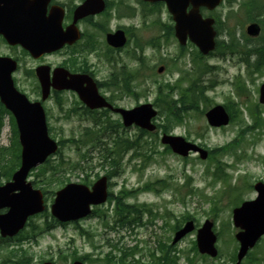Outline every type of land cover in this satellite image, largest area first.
Returning a JSON list of instances; mask_svg holds the SVG:
<instances>
[{
	"label": "rangeland",
	"instance_id": "1",
	"mask_svg": "<svg viewBox=\"0 0 264 264\" xmlns=\"http://www.w3.org/2000/svg\"><path fill=\"white\" fill-rule=\"evenodd\" d=\"M201 12L215 18V40L233 42V50L221 54L214 48L200 56L192 43L181 47L172 30L166 32L164 26H172L173 22L163 3L108 0L106 13L96 20L103 25L96 38L101 59L88 57L89 66L99 81L109 83L100 92L108 98L112 95L110 100L115 105L131 108L140 103L153 104L158 127L154 133L140 132L135 126H122L120 117L110 111L85 113L72 91H59L45 100L42 104L49 136L63 143L48 160L56 170L48 166L42 175V170L35 168L28 180L45 192L46 209L32 216L14 237L0 236V264H42L46 260L71 264L73 258L81 256L85 264H121L120 260L123 264H153V259L161 255L160 247L170 250L175 264L235 263L238 242L234 234L238 229L233 226L232 208L243 200L254 199L253 184L264 182V105L258 103L264 61L259 71H246V65L253 68L256 60L249 48L259 49L264 42V0H225L214 10ZM252 19L262 21V31L256 37L245 31ZM117 27L126 29L131 41L112 51L104 35ZM136 43L145 49L143 62L134 58ZM0 49L18 62L13 73L17 88L31 100H38L40 92L32 72L37 61L20 47L8 50L0 45ZM65 58L69 59L62 52L45 60L58 65ZM74 59L77 68L86 57L76 55ZM159 65L164 66L161 73L156 71ZM203 65L206 67L201 70ZM135 68L139 71L135 72ZM196 70L199 80L188 83ZM183 72L188 74L184 80ZM237 76L246 83V89L241 87L242 96L235 91L233 82ZM201 90L207 103L198 96ZM178 97L179 103L175 100ZM157 102L164 110L181 116L180 121L171 123L168 133L206 150L205 159L197 152L181 157L165 148L160 142V126L165 124L166 115L160 113ZM215 104L226 105L232 112L226 126L212 127L207 123L204 112ZM251 108L261 112V116L257 115L260 123L248 128L252 123ZM127 136L139 138L123 153L122 140ZM19 148L14 120L0 111V184L8 180L3 172L17 162ZM60 159L65 163L58 166ZM217 168L223 175L215 173ZM101 175L109 178L110 195L105 203L77 222L60 224L53 219L49 206L58 188L67 182L92 184ZM124 204L134 212L125 215ZM121 217L132 223L122 225L118 221ZM188 219L193 220L195 229L170 244L174 230ZM205 219L213 222L217 235L215 257L194 249L196 229ZM240 264H264V235Z\"/></svg>",
	"mask_w": 264,
	"mask_h": 264
},
{
	"label": "water",
	"instance_id": "2",
	"mask_svg": "<svg viewBox=\"0 0 264 264\" xmlns=\"http://www.w3.org/2000/svg\"><path fill=\"white\" fill-rule=\"evenodd\" d=\"M0 12L4 22L0 23V33L11 45H20L33 57L58 49L64 42H73L77 33L69 30L63 35L55 30L53 14L45 16V1L34 0H1ZM164 1L175 22V36L181 44L187 37L197 45L199 50L206 54L214 48V35L210 17L203 18L199 12L201 6L213 9L221 0H144ZM191 5L187 11L188 6ZM104 9L103 0H85L74 12V20L88 14L97 13ZM59 26V20H56ZM250 35H257L259 27L253 23L247 26ZM107 43L113 47H122L126 37L122 30L106 35ZM17 62L6 56H0V102L14 115L17 128L20 151V166L12 174L11 180L0 185V209L7 208L0 213V235L13 236L24 225L27 218L44 210L43 196L40 190L34 189L31 182L26 181L27 174L32 167L45 161L48 155L57 150V142L48 135L44 109L40 101H29L25 94L18 91L13 83L12 73ZM160 66L158 71L161 72ZM41 85L42 100L49 94V88L57 90L71 89L77 93L80 100L90 109L108 107L119 113L125 126L136 124L140 128L153 131L155 125L151 118L156 110L150 103H143L131 109L112 108L106 99L98 93L92 78L84 73H70L63 68H56L52 78L49 77V68L40 65L35 69ZM259 101L264 103V83L259 88ZM211 126L225 125L228 114L221 105H215L205 113ZM161 142L181 156L189 151H199L200 157L205 158L206 152L194 144L186 142L180 136L163 134ZM254 189L257 196L254 200L243 201L233 209V223L240 230L235 234L239 241L237 261L239 264L249 248L264 234V184L256 182ZM107 197L106 177L98 178L91 189L83 184L68 183L55 193L50 206L51 214L60 222L77 220L90 213V206L100 204ZM212 222L207 219L197 229L196 243L200 253L216 256V235L212 230ZM194 228L191 220L175 232L172 242L175 243ZM43 264H51L44 262ZM72 264H83L75 260Z\"/></svg>",
	"mask_w": 264,
	"mask_h": 264
},
{
	"label": "flooded vegetation",
	"instance_id": "3",
	"mask_svg": "<svg viewBox=\"0 0 264 264\" xmlns=\"http://www.w3.org/2000/svg\"><path fill=\"white\" fill-rule=\"evenodd\" d=\"M37 1V0H34ZM45 1V0H39ZM85 0H47L46 7H45V16L49 17L50 15H54V24H55V30L63 35L65 32L71 30L73 33H77L78 37L75 41L69 43L64 42L61 44V46L58 49H55L51 52L44 53L43 55L39 56L38 58H33V60L37 61L35 67L32 69V72L35 75V68L40 65H46L49 66V74L50 78L52 77V72L56 67H63L65 70H68L70 73H87L91 75V77L95 80V83L98 87V90L100 92V89H106V87H109V83H102L97 79V76L95 75V72L92 69V66H89L88 63V57L93 56L97 58V60L101 59V49H99V45L97 43V33L100 32L103 29V25H101V22H97V17L101 16L103 12L99 11L97 13L88 14L83 17H79L76 20H74V12L77 9L78 6L84 3ZM106 5H108V0H104ZM2 1L0 0V4ZM105 7V5H104ZM56 20H59V26L56 25ZM4 22V16L3 13L0 12V23ZM120 27H117L118 29ZM92 32H89L91 31ZM127 33V30H124ZM128 34V33H127ZM101 39V34H100ZM0 45L6 47L8 50L9 48H19V45H10L7 43L4 36L0 33ZM79 50H74V47H79ZM21 48V47H20ZM66 52L67 57L69 59H64L63 61H59L58 65H53L51 60H45V57L48 56H54L59 53ZM69 53V54H68ZM10 54H6L0 49V56H9ZM78 56H84L86 57L85 60H82L80 66L77 68H74L76 65L75 57ZM75 56V57H74ZM74 57V58H73ZM36 83L39 89L40 84L38 79L36 78ZM59 92V90L50 88V95L49 97H52L54 94ZM101 93V92H100ZM48 97V98H49ZM47 98V99H48Z\"/></svg>",
	"mask_w": 264,
	"mask_h": 264
},
{
	"label": "trees",
	"instance_id": "4",
	"mask_svg": "<svg viewBox=\"0 0 264 264\" xmlns=\"http://www.w3.org/2000/svg\"><path fill=\"white\" fill-rule=\"evenodd\" d=\"M166 30L167 32H169V30L171 31L172 30V27L171 26H166ZM220 45V44H219ZM228 50H232V46H228L227 47ZM248 51H252L254 52L253 54L256 55V60L254 62V64L252 65V70L250 71L251 73L253 72H257L260 70V66L262 65L263 61H264V42L262 45L259 46V49H256V47L254 48H249ZM206 67V65H203L200 69L203 70L204 68ZM238 91H241V88H237ZM190 91V89L187 90V92ZM185 95H188V94H185ZM194 95V94H192ZM198 96L201 97V99L203 100L204 103H207L208 102V98L204 95V91H200V94H198ZM190 103H192L191 101H189ZM157 105L160 107V113L162 114L163 112L165 113L166 117H165V124L160 126L161 127V131L162 132H168V128H170L172 125L171 123H176L178 121H180V117L179 115H173L170 111H167V110H164L162 104H160L159 102H157ZM207 105V104H206ZM0 111L1 112H4L6 111L3 106L0 104ZM260 123V121L258 122V118L255 117L254 118V125H258ZM116 140H121L122 138H119V137H116L115 138ZM89 141V140H87ZM125 145L122 147V150L121 152H124L126 151L127 149L131 148L134 145H136L137 143V140H135L133 143L130 142L127 138L122 140ZM59 149L63 143V140H60L59 142ZM139 145V143H138ZM168 150V148H166ZM122 155V154H121ZM16 158H17V162L11 167V168H8L6 170H4L3 172V175L5 176L6 179H9V177L11 176V173L12 171L14 170V168L18 165V159H19V155L17 154L16 155ZM62 158V157H60ZM49 159L46 160V164L42 165L39 167L40 170H42V175L45 174V170L48 166H51V164L49 165ZM65 162L60 159V162L58 164L59 165H62L64 164ZM51 170L54 172L56 170V166H51ZM54 174V173H53ZM217 174V173H216ZM45 193V192H44ZM190 216H187V218H189ZM194 249H196L195 245H194ZM160 251H161V255L160 257H157V258H154L153 259V264H175L176 261L175 259L170 256V250H164L163 247H160ZM153 256V253L151 254ZM80 258V257H79ZM80 259H83V257H81ZM121 264H123V260H120ZM119 263V262H118ZM108 264H111V263H108Z\"/></svg>",
	"mask_w": 264,
	"mask_h": 264
}]
</instances>
